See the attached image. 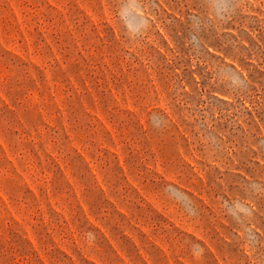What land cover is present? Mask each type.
<instances>
[{"label":"rangeland","instance_id":"374dc122","mask_svg":"<svg viewBox=\"0 0 264 264\" xmlns=\"http://www.w3.org/2000/svg\"><path fill=\"white\" fill-rule=\"evenodd\" d=\"M0 264H264V0H0Z\"/></svg>","mask_w":264,"mask_h":264}]
</instances>
